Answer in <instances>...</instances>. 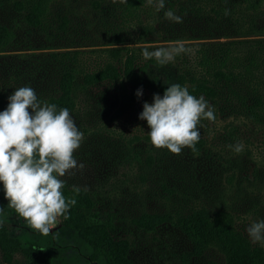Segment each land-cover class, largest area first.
Listing matches in <instances>:
<instances>
[{
  "label": "trees",
  "instance_id": "16d2710c",
  "mask_svg": "<svg viewBox=\"0 0 264 264\" xmlns=\"http://www.w3.org/2000/svg\"><path fill=\"white\" fill-rule=\"evenodd\" d=\"M11 1L16 15L12 23L0 22V50L16 46L20 23L53 50L44 56L45 66L33 59V68L8 69L0 80L1 112L19 87L33 88L42 103L55 104L57 111L66 107L70 114L92 107L93 97L103 100L104 91L112 89L109 120L114 121L134 110L141 113L144 102L152 103L154 94L163 96L170 84L178 83L209 102L216 119L227 121L226 132L240 123L250 124L264 138V0H165L159 12L147 0ZM169 9L183 22L165 19ZM178 41L192 52L164 66L142 56L145 48L154 51ZM44 69L49 71L45 85L38 76ZM139 89L142 95L137 97ZM208 121L202 119L198 125L196 151L206 146L201 130ZM81 129L88 132L86 126ZM136 152L135 157L142 159L141 149ZM62 191L66 199L76 200L68 218L48 236L17 233L8 226L0 239L3 260L137 264L132 256L136 233L126 232L116 208L109 206L97 219L92 216V208L100 202L98 190L65 182ZM180 208L174 213L144 211L132 221L149 233L166 223L180 230L189 247L178 255L177 264H195V257L202 264H264V246L250 240L231 210L206 205ZM210 251L216 254L209 256Z\"/></svg>",
  "mask_w": 264,
  "mask_h": 264
},
{
  "label": "rangeland",
  "instance_id": "374dc122",
  "mask_svg": "<svg viewBox=\"0 0 264 264\" xmlns=\"http://www.w3.org/2000/svg\"><path fill=\"white\" fill-rule=\"evenodd\" d=\"M15 15L12 1L0 0V22L12 23ZM19 30L16 46L0 50V80L7 75L8 69L33 68L37 59L38 63L47 65L44 56L53 50L45 41L36 38L24 23H20ZM38 76L45 85L49 71L44 69ZM34 83L43 86L39 81ZM104 96L103 100L93 97V106L85 111L71 113L79 131L82 132V126L88 128V132H82L84 139L74 152V159L84 168L73 169L61 179L99 191L100 202L92 208L95 219L106 215L109 206L116 208L126 232L132 229L136 233L132 256L137 264H177L178 255L189 247L184 234L169 223L160 225L153 233L136 226L133 218L144 211L174 213L181 206L206 205L231 210L244 229L255 221L264 220V138L261 131L240 123L234 131L226 132L227 121L218 118L208 121L201 130L205 148L200 151L184 148L180 155H175L151 145L147 134L150 129L139 119V110L109 120V111L114 108L113 90L104 91ZM238 143L244 145L240 153L229 147ZM136 149H141L140 160L135 157ZM0 208H3L0 239L8 226L17 233H35L8 208L2 183ZM62 219L58 218L54 227L59 226ZM215 254L208 252L209 256ZM195 260V264H202V259L195 257ZM0 264H11L2 259L1 249Z\"/></svg>",
  "mask_w": 264,
  "mask_h": 264
},
{
  "label": "clouds",
  "instance_id": "9594fccd",
  "mask_svg": "<svg viewBox=\"0 0 264 264\" xmlns=\"http://www.w3.org/2000/svg\"><path fill=\"white\" fill-rule=\"evenodd\" d=\"M147 4H155L157 12L165 8V0H147ZM224 14L227 16L229 10L225 9ZM164 18L183 22L170 9L164 12ZM191 52V48L178 41L172 47L154 51L145 48L142 56L145 60L154 58L158 65L164 66L176 56ZM136 95L140 97L142 89ZM8 101L6 109L0 112V183L8 208L30 229L48 236L58 218L67 219L70 207L76 204L74 198L64 196L65 182L61 178L73 169L84 168L74 159L84 136L68 108L57 111L55 104L42 103L31 87L15 89ZM139 119L147 122L150 129L147 134L155 149L180 155L184 148L196 151L200 139L198 125L202 119L215 121L216 117L203 96L197 98L187 87L174 83L165 89L163 96L154 94L152 103L144 102ZM229 147L240 153L244 145ZM246 232L253 243L264 246V220L251 223Z\"/></svg>",
  "mask_w": 264,
  "mask_h": 264
}]
</instances>
